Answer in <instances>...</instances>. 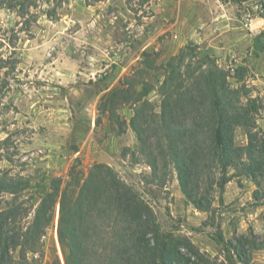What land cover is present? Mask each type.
<instances>
[{
  "label": "rangeland",
  "instance_id": "1",
  "mask_svg": "<svg viewBox=\"0 0 264 264\" xmlns=\"http://www.w3.org/2000/svg\"><path fill=\"white\" fill-rule=\"evenodd\" d=\"M219 3L235 16L242 52L215 57L217 65L231 87L243 86L256 100V127L264 136V24L242 29L234 3ZM198 4L0 0V178L30 182V189L17 195L0 193V212L13 210L8 221L23 230L40 198L55 201L37 261L29 254L19 260L18 249L10 248L0 264H64L56 231L59 194L69 184L76 189L98 163L112 167L151 208L162 233L185 238L205 257L225 264H238L235 248L249 255V264H264V250L250 253L247 245L251 236L264 238V177L259 186L233 177L222 202L213 192L210 212H199L183 196L171 163L160 165L165 181L152 175L129 125L133 110L145 100L159 111V85L169 61L183 49L170 54L175 36L194 40L190 29L169 27L155 10L170 5L181 17L195 8L197 18L204 16ZM235 143L246 144L241 129L235 131ZM228 256L232 262H226Z\"/></svg>",
  "mask_w": 264,
  "mask_h": 264
},
{
  "label": "trees",
  "instance_id": "2",
  "mask_svg": "<svg viewBox=\"0 0 264 264\" xmlns=\"http://www.w3.org/2000/svg\"><path fill=\"white\" fill-rule=\"evenodd\" d=\"M158 95V112L145 100L129 122L155 178L165 181L160 165L171 163L186 201L202 213L212 209L213 192L222 202L233 177L259 186L264 177V136L255 119L259 108L247 89L229 85L214 56H200L197 46L188 43L169 61ZM236 129L242 130L245 145H236ZM27 189L29 180L0 178V193ZM47 197L40 198L23 230L8 221L13 210L0 212V262L10 248L18 249L19 260L29 254L31 262L37 261L41 238L53 220L55 201ZM58 206L64 264H225L205 257L185 238L162 233L151 208L109 165L94 164L76 189L66 186ZM247 245L250 253L264 250V238L251 236ZM234 251L238 264H249L248 254Z\"/></svg>",
  "mask_w": 264,
  "mask_h": 264
},
{
  "label": "crops",
  "instance_id": "3",
  "mask_svg": "<svg viewBox=\"0 0 264 264\" xmlns=\"http://www.w3.org/2000/svg\"><path fill=\"white\" fill-rule=\"evenodd\" d=\"M215 2L218 4H213L211 0H191L193 6L195 3H199L197 6L201 9L202 15H204L197 18L195 8H192L190 12H183L180 17V14L176 13L175 8L170 5L159 6L155 13L159 15L158 17L162 21L170 23L169 27L171 26V28L175 27L179 31L180 29H190L188 31L191 33L190 39H194L193 45L197 46L199 52L212 54L216 58H225L229 53L238 54L239 51L242 52L240 50L242 45L239 35L240 28L234 20L235 16L229 11L227 6L220 4L219 0ZM211 5H214L213 8ZM166 29H162L163 31L157 35H161ZM196 29L200 30L197 31ZM176 37V41L170 44L169 51L171 55L176 54L191 41L180 35H176ZM149 46L150 42L145 43L140 51Z\"/></svg>",
  "mask_w": 264,
  "mask_h": 264
},
{
  "label": "built area",
  "instance_id": "4",
  "mask_svg": "<svg viewBox=\"0 0 264 264\" xmlns=\"http://www.w3.org/2000/svg\"><path fill=\"white\" fill-rule=\"evenodd\" d=\"M235 5V14L237 21L242 29L252 31L254 23L262 22L264 24V0H227ZM259 27V26H258ZM175 38H177L175 36ZM234 59V55L230 56Z\"/></svg>",
  "mask_w": 264,
  "mask_h": 264
}]
</instances>
